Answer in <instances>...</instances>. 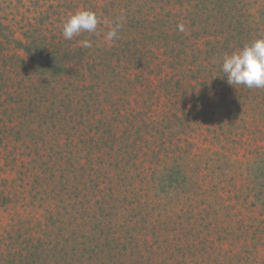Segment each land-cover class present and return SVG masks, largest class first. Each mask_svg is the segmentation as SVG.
Masks as SVG:
<instances>
[{"label":"rangeland","instance_id":"1","mask_svg":"<svg viewBox=\"0 0 264 264\" xmlns=\"http://www.w3.org/2000/svg\"><path fill=\"white\" fill-rule=\"evenodd\" d=\"M213 9L237 13L243 44L207 24ZM77 10L97 32L66 40ZM261 14L264 0H0V264H264V89L220 66L264 38Z\"/></svg>","mask_w":264,"mask_h":264},{"label":"clouds","instance_id":"2","mask_svg":"<svg viewBox=\"0 0 264 264\" xmlns=\"http://www.w3.org/2000/svg\"><path fill=\"white\" fill-rule=\"evenodd\" d=\"M123 14L109 24L105 34L106 41H114L118 38V32L122 27ZM99 20L97 14L91 10H77L69 15L62 23V35L66 40H72L82 32L96 33ZM180 31L183 25H178ZM83 48L93 46L91 40L79 41ZM221 71L227 77L230 86L243 85L249 89H264V38H258L241 48L225 53L222 56Z\"/></svg>","mask_w":264,"mask_h":264},{"label":"trees","instance_id":"3","mask_svg":"<svg viewBox=\"0 0 264 264\" xmlns=\"http://www.w3.org/2000/svg\"><path fill=\"white\" fill-rule=\"evenodd\" d=\"M218 10L221 11V8H218ZM208 11L210 13V9ZM199 13L200 12H198L197 15ZM210 15H208L209 21H207L208 22L207 24L209 25V23H210V25H212V23H213V25H214V27H216V29H219V30H223L224 31V33H225V41H227L229 43V47H231V46H234L235 47V46H237L239 44H243V42L240 41V40H241V38L243 36H248V33H246V31L245 32L244 31H239V29L237 27V18H238V16H237V13L233 9H231L229 11H226L223 14H216V15H215V9H213L212 10V14H210ZM255 24H257L259 27L262 26L263 29H264V14H261L260 15V21H258V22L255 21ZM237 35H238V37H235ZM231 38H235L234 44H233V41L229 42V40ZM28 50H31V49L29 48ZM110 50L111 51L109 53L112 52V54H113L114 57L112 59H110V60H106V64L103 65V68H109V69H111L112 64L114 62V59L117 58V50L118 49H115V47H114V48H112ZM68 51L69 50H65V52H68ZM52 57L55 58V56H52ZM55 59L57 60V58H55ZM53 61H55V60H53ZM60 62L62 64V68L59 67L60 66L59 62H58V64H55V63H53L51 61V65L50 66H52V68L54 69V71L51 74L54 77L55 76H59V75H61L63 73L64 74L65 73L68 74L69 71H70V67L72 65V62L70 60H68V61H66V60H60ZM55 68H57V69H55ZM48 70H50V68ZM92 86L94 88L95 87H99V86H95V85H92Z\"/></svg>","mask_w":264,"mask_h":264}]
</instances>
